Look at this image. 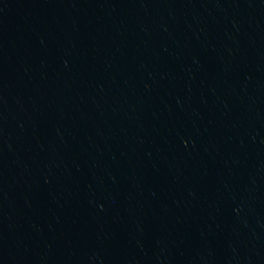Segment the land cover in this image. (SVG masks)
<instances>
[{
  "label": "water",
  "instance_id": "1",
  "mask_svg": "<svg viewBox=\"0 0 264 264\" xmlns=\"http://www.w3.org/2000/svg\"><path fill=\"white\" fill-rule=\"evenodd\" d=\"M0 264H264V0H0Z\"/></svg>",
  "mask_w": 264,
  "mask_h": 264
}]
</instances>
